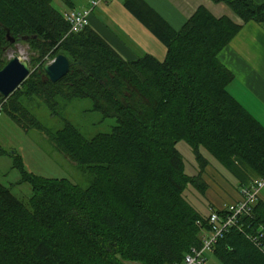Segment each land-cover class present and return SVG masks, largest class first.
<instances>
[{
	"label": "trees",
	"instance_id": "16d2710c",
	"mask_svg": "<svg viewBox=\"0 0 264 264\" xmlns=\"http://www.w3.org/2000/svg\"><path fill=\"white\" fill-rule=\"evenodd\" d=\"M63 1L75 8L72 0ZM215 1L230 5L244 23L264 26V3ZM124 5L166 46L164 59L150 53L124 58L91 22L70 32L53 0H0V70L17 42L37 52L34 71L21 86L8 97L0 93L3 111L25 129L45 132L93 175L86 188L68 178L40 176L11 152L19 182L31 184L32 196L24 202L0 181V264H180L210 228L208 215L184 196L189 184L207 190L202 175L209 160L202 150L239 186L264 177V124L229 91L234 73L219 58L242 24L200 7L176 29L144 0ZM60 53L71 67L52 82L43 59ZM35 98L54 113L59 98H89L93 110L117 124L91 138L68 121L52 131L28 109ZM182 140L200 164L198 175L185 170L177 148ZM0 153L6 151L0 147ZM260 230L264 199L212 252L221 264H264V250L251 237Z\"/></svg>",
	"mask_w": 264,
	"mask_h": 264
},
{
	"label": "rangeland",
	"instance_id": "374dc122",
	"mask_svg": "<svg viewBox=\"0 0 264 264\" xmlns=\"http://www.w3.org/2000/svg\"><path fill=\"white\" fill-rule=\"evenodd\" d=\"M88 1L73 0L78 8L87 5ZM53 4L63 13L68 9V4L63 0H53ZM14 47L8 51L6 58L10 60L13 56L19 55L29 62L31 72H33L32 58L37 56L36 50L24 42H17ZM53 59L51 56H46L43 60L49 63ZM59 102L60 105L56 113L38 98L32 100L27 107L31 114L35 115L46 128L56 131L68 121L88 138L98 133L111 132L117 124L115 117H104L99 111L93 110L92 101L89 98H72L71 100L59 98ZM0 147L6 151V153H0V181L24 202H28L32 196V186L28 182H19L21 173L19 169L14 167L16 157L11 154L14 151L22 155L27 169L34 174L45 177L68 178L83 188L88 187L93 181V175L83 170L80 165L58 150L45 132L34 127L23 128L5 111L2 112L0 117ZM177 148L182 153L186 172L190 175H198L201 170L200 164L195 158L191 146L182 140L177 143ZM202 151L209 160V167L217 170L220 176H224L225 184L227 183L228 186L237 189L239 181L236 176L208 150L203 149ZM205 171H207V168ZM209 171L208 173H211L208 174L209 178L207 174L202 175V179L206 182V178L214 180V170L209 169ZM208 185L210 184L208 183ZM221 187L223 189L227 188L226 185H221ZM223 189L216 193L217 199L221 203L227 202L230 198L228 194L223 193ZM206 191L203 193L193 184H189L184 191L186 199L203 215L210 213L212 209H215L213 205L217 204ZM207 257L208 264H221L212 251L207 253ZM125 263L141 264L135 261H125Z\"/></svg>",
	"mask_w": 264,
	"mask_h": 264
},
{
	"label": "crops",
	"instance_id": "0c3cea01",
	"mask_svg": "<svg viewBox=\"0 0 264 264\" xmlns=\"http://www.w3.org/2000/svg\"><path fill=\"white\" fill-rule=\"evenodd\" d=\"M73 1V0H72ZM125 0H109L96 7L91 14V25L97 29L126 59L134 60L146 53L159 59L166 56V46L140 22L124 5ZM155 9L173 28L179 29L200 8H207L216 17L227 16L242 24L241 30L219 53L220 60L234 73L229 91L264 124V26L255 21L244 23L225 2L215 0H144ZM264 3V0H255ZM87 5L82 6L87 7ZM75 8H78L72 2ZM70 5V4H69ZM68 5V11L70 6ZM65 11V12H66ZM214 170V180L206 178L207 191L217 204L215 209L241 198L240 186L235 189L224 182ZM203 174V176H204ZM213 175V173H212ZM223 177V178H222ZM221 185H226L223 189ZM208 186H210L208 188ZM228 194L229 202L221 203L216 193ZM206 191V192H207ZM211 192V193H210ZM211 207V206H210ZM209 214V213H208ZM205 214V215H208Z\"/></svg>",
	"mask_w": 264,
	"mask_h": 264
},
{
	"label": "built area",
	"instance_id": "2783aa9c",
	"mask_svg": "<svg viewBox=\"0 0 264 264\" xmlns=\"http://www.w3.org/2000/svg\"><path fill=\"white\" fill-rule=\"evenodd\" d=\"M109 0H90L83 8H71L64 12L65 19L70 25V32H80L90 24V17L94 9ZM3 106L0 105V117ZM241 198L227 203L222 209H212L208 215L209 230L206 231L199 246H192L180 264H208L207 253L212 251L224 233L239 219L251 213L255 204L264 199V177L256 178L249 184L240 186ZM218 210H223L219 212ZM252 239L264 250V231H257Z\"/></svg>",
	"mask_w": 264,
	"mask_h": 264
},
{
	"label": "water",
	"instance_id": "95a60500",
	"mask_svg": "<svg viewBox=\"0 0 264 264\" xmlns=\"http://www.w3.org/2000/svg\"><path fill=\"white\" fill-rule=\"evenodd\" d=\"M9 39L14 42L15 38L7 33ZM70 59L63 53L58 54L53 61L44 65V70L52 82H57L70 70ZM29 62L19 55L13 56L8 63L0 70V93L8 97L23 81L30 75Z\"/></svg>",
	"mask_w": 264,
	"mask_h": 264
}]
</instances>
